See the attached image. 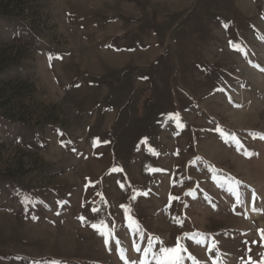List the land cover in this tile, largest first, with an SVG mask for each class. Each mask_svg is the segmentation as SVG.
Listing matches in <instances>:
<instances>
[{
    "label": "rangeland",
    "instance_id": "374dc122",
    "mask_svg": "<svg viewBox=\"0 0 264 264\" xmlns=\"http://www.w3.org/2000/svg\"><path fill=\"white\" fill-rule=\"evenodd\" d=\"M261 136L264 0H0V264H264Z\"/></svg>",
    "mask_w": 264,
    "mask_h": 264
},
{
    "label": "snow or ice",
    "instance_id": "6c2138e0",
    "mask_svg": "<svg viewBox=\"0 0 264 264\" xmlns=\"http://www.w3.org/2000/svg\"><path fill=\"white\" fill-rule=\"evenodd\" d=\"M217 131L220 132L222 136L226 135L221 129H217ZM260 138L264 139V136H261ZM233 139H235V137H233ZM235 195L237 196V199H239V193L236 192ZM254 195L255 194L253 193V196ZM58 203L62 204L63 202L58 201ZM93 227L95 228L96 225H93ZM160 251L163 253V256L161 257L159 264H180V252L182 249L179 245L176 248H161Z\"/></svg>",
    "mask_w": 264,
    "mask_h": 264
}]
</instances>
